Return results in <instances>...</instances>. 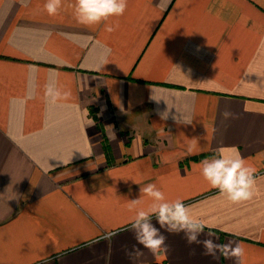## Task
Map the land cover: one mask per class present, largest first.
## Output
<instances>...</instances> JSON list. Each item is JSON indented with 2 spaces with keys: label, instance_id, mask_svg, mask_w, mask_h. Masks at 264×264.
I'll return each mask as SVG.
<instances>
[{
  "label": "crops",
  "instance_id": "0c3cea01",
  "mask_svg": "<svg viewBox=\"0 0 264 264\" xmlns=\"http://www.w3.org/2000/svg\"><path fill=\"white\" fill-rule=\"evenodd\" d=\"M44 3L0 0V264H238L155 217L167 250L140 245L129 205L149 183L208 225L200 240L264 264V0H128L110 33ZM233 146L256 169L240 203L199 166Z\"/></svg>",
  "mask_w": 264,
  "mask_h": 264
},
{
  "label": "clouds",
  "instance_id": "9594fccd",
  "mask_svg": "<svg viewBox=\"0 0 264 264\" xmlns=\"http://www.w3.org/2000/svg\"><path fill=\"white\" fill-rule=\"evenodd\" d=\"M128 5V0H74L72 5L73 16L76 22L86 27L103 24L106 32H113L118 25L109 23L113 17L122 16ZM63 7V0H45L43 10L49 16H57ZM72 96L70 89H63L53 85H45V99L56 104L66 101ZM223 117L227 120L235 118L230 111H225ZM200 170L203 178L212 188L218 189L220 195L231 203H240L253 198L255 194V172L240 155L236 147L220 148L211 158L200 161ZM140 193L151 199L147 207H140L142 199H133L130 209L135 210V215L130 219L129 230L134 233L136 241L153 255H158L167 250L166 237L160 229L152 223L155 217L161 228L169 233H184L188 244H200L204 255L213 258L219 253L227 258H236L238 264H243L245 249L237 244H218L214 239L200 240L205 227H208L198 217L194 216L191 209L182 200H169L154 183H149L140 188ZM212 237L209 231L206 234Z\"/></svg>",
  "mask_w": 264,
  "mask_h": 264
},
{
  "label": "trees",
  "instance_id": "16d2710c",
  "mask_svg": "<svg viewBox=\"0 0 264 264\" xmlns=\"http://www.w3.org/2000/svg\"><path fill=\"white\" fill-rule=\"evenodd\" d=\"M94 115V117L97 119V115L96 114H93Z\"/></svg>",
  "mask_w": 264,
  "mask_h": 264
}]
</instances>
